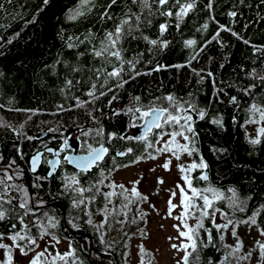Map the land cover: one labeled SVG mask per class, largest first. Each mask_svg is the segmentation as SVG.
Masks as SVG:
<instances>
[{
  "label": "snow or ice",
  "instance_id": "obj_1",
  "mask_svg": "<svg viewBox=\"0 0 264 264\" xmlns=\"http://www.w3.org/2000/svg\"><path fill=\"white\" fill-rule=\"evenodd\" d=\"M260 2L264 4V0ZM11 3L12 0H0V13H3L5 18L11 16L15 19L21 14L14 10L9 13L6 4ZM43 3L46 5L48 0H43ZM244 4L245 0H239L240 6ZM167 5L168 0H120L118 5L120 12L114 13L112 9L117 6V0H107L106 3H99L98 0H77L76 5L69 9L67 15L69 21L87 19L95 14L101 25L112 22V26L103 28L99 35L89 27L82 34L83 39L80 36H68L66 46L69 49L84 44L87 47L85 51L76 53L75 63L69 65L68 61H64L68 75L64 77L63 84L58 89L64 102L57 103L54 106L55 112L49 114L59 116L70 113L71 115H68L67 121L63 122L59 119L54 122H41L49 125L46 130L52 134L51 138L60 142L58 148L54 149L42 141L43 151L36 150L30 156L27 163L29 170L34 174L31 185L24 181L26 173L16 163L15 158L0 165V223H3L6 229L0 232V250H2L0 264H85L83 257L78 255L82 246L76 243L74 235H68L69 231L79 232L81 229L90 230L102 253L118 254L123 264H132L130 243L132 237L139 233L143 240L148 235L146 230L139 227L140 223H146L148 216L142 205L147 204L150 210H157L149 201L148 195L139 191L138 185L142 177L130 181L129 186L116 181L113 174L121 168L128 167V164L119 162L118 157H128L129 164L163 157L159 167L165 171H170L173 159L177 161L175 167L180 173L182 183L175 184V191L169 189L170 195L166 201L165 213L167 217L177 221L172 225L176 235L168 237L169 241H177L169 244L170 249L182 253L175 264H201L200 253L205 248L222 252L218 260L209 257L207 264H252L254 254L255 264H264V239L256 238L253 245L245 250L244 241L238 233V227L243 224L248 229H254L259 237L264 238V220H258V217L264 214V202L256 205L250 215L237 216V212H245L247 203L252 197L250 195L241 197L234 187L221 190L209 182L208 164L199 154L198 133L195 127V118L203 120L207 112L206 109L199 107L194 93H188L187 99L171 92L162 93L159 96H152L147 102L141 95L129 93L126 105L117 112H112L110 108L107 114H126L132 127H136V122H140L143 131L139 135L106 131L96 115L97 112L101 117L106 115L103 106L107 104L110 107L113 101H117L118 93L126 90L125 86L130 81L167 67L157 64L155 68L142 72L138 65L141 64L143 53H136L128 58L125 56L124 46L127 41L140 38L149 45V53L154 48L166 47L169 41L160 37H163L166 31L167 19L158 25L159 36L156 39L144 35L143 26L150 25L151 17L158 13L166 18L174 16L176 28L179 29L180 22L195 9L196 0H183V2L173 0L172 7ZM205 7L209 11V16L197 31L207 29L208 21L214 19L211 15L214 11L213 0H207ZM97 8L101 10L96 11ZM237 8L238 6L234 4L226 13L229 17V25L218 24L212 38L205 40L202 45L197 46L194 38L183 41V44L191 49L190 58L186 61L189 67L212 40H215L221 48L225 47V42L220 39V31L229 32L232 37L250 46L253 63L259 60L264 66V43L255 44L230 26L235 24V18H238V11L234 10ZM257 15H260L259 12ZM242 27L246 29L249 25L244 24ZM86 53L92 61L98 63L87 66V77L83 79L75 74L85 71L80 59ZM59 62L58 60L57 63ZM183 66L177 64L174 67ZM220 67L223 68L224 65L221 64ZM240 67L241 71L245 72V76L254 82L243 87L238 84L229 85L236 87L239 93L248 97V100L244 102L242 108L238 96L232 95L228 103L237 111H244L245 118L240 127L244 129L248 143L256 146L264 142V67L260 70L253 67L250 71H245L243 65ZM192 72L198 77L197 84H200L205 77L214 78L212 71L205 72L203 68L199 70L193 68ZM256 82H259V86ZM82 84L85 85L83 89L85 98L74 93V90H79ZM212 84L215 89L214 79ZM220 92H224V89L220 88ZM224 95L228 94L224 92ZM13 103V98L9 97L5 104H0V108L30 113L31 115L26 117L28 120L32 115L43 112L42 109L14 108ZM77 110H82L85 123L80 122L79 116L76 115ZM232 121L235 125L236 115H233ZM69 122L77 129V136L74 138L65 135L64 129ZM210 123L223 128V121L218 116L213 117ZM246 125L256 126L253 129L254 135H249ZM0 127L10 130L17 140L37 139L24 131L23 123L14 126L10 122L0 121ZM70 139L74 140L75 144H70ZM117 140L125 142L120 149L113 147ZM133 141L142 145L139 154L135 145L131 143ZM77 145L79 151L73 152L71 149ZM13 147L16 155L23 160L24 153L20 145L15 144ZM44 152L48 153L50 158H45ZM184 154L189 157L198 156L199 159L182 162L181 157ZM3 159V155H0V161ZM42 161L48 166L43 176L38 174V167ZM64 165H71L73 171L64 170ZM58 169L61 171L58 172ZM197 169L200 170L199 175L194 177L192 173ZM52 179L59 180L58 194L68 201L65 216L57 215L54 210L51 212L47 210L45 200L40 195L44 182ZM194 180L204 181L205 185L197 187ZM163 183V179L157 177V184ZM174 198L178 203L174 202ZM218 202L223 203L225 208L219 207ZM217 216L220 217L221 222H217ZM189 220H193L194 223L189 224ZM205 221L209 223L206 225ZM132 225H136V228L133 229ZM227 235L232 238V243L227 242ZM62 242L66 246L64 251L59 248ZM135 247L137 250L135 264H157L154 253L142 242L137 243ZM88 253L90 256L93 254L90 247ZM17 255L28 259L22 261L16 258ZM99 264H103V260H100Z\"/></svg>",
  "mask_w": 264,
  "mask_h": 264
},
{
  "label": "trees",
  "instance_id": "obj_2",
  "mask_svg": "<svg viewBox=\"0 0 264 264\" xmlns=\"http://www.w3.org/2000/svg\"><path fill=\"white\" fill-rule=\"evenodd\" d=\"M99 3H106L107 0H98ZM183 2V0H182ZM77 0H48L45 5L43 0H12L11 4H6L9 13L13 10L20 13L15 19L11 16L5 18L0 13V104H5L9 97L13 98V107L18 109H42L43 112L32 115L30 120L26 119L31 115L23 111H9L7 108H0V121L10 122L17 126L21 123L25 124L24 131L32 135L36 131L47 132L48 124H42V121H55L57 119L67 121L70 113H63L59 116H53L49 113L55 112V105L62 103L63 98L59 92V88L63 84L64 77L68 75V69L64 66V61H68L69 65L76 62V53L85 51L87 45H79L78 48L69 49L66 46L68 36L83 35L86 30L91 27L93 32L98 35L102 33L103 28H110L112 22L100 24L95 14L87 19L81 18L77 21H69L67 15L69 9L73 8ZM173 0H168V7H172ZM207 0H196V7L190 11L187 16L180 22V28H176L175 17H163L158 13L151 17V24L143 26V34L152 39L159 36L158 25L168 20L166 31L161 39L169 41L168 45L163 49L154 48L151 53L148 52L149 45L143 39L129 40L125 43V56L131 58L136 53H143L141 64L138 68L145 72L153 69L157 64L166 65L159 71H153L151 75H141L130 81L125 86L126 90H121L118 95L119 99L113 101L109 107L107 104L103 106L106 113L100 118L106 131H114L126 134L131 128L129 117L124 113L116 115L107 114L110 111L117 112L122 106L126 105L129 100V93L141 95L145 102L152 96H159L162 93H173L177 96L188 98V93H194L199 107L206 109V116L203 120L195 118V127L198 133L197 146L199 154L203 156L208 164L207 173L209 182L221 190L228 187H234L241 197L251 196L248 201L247 208L244 213L237 212L236 215L244 217L250 215L252 210L261 202H264V142L259 145L252 146L245 137V131L240 127L245 118L244 111H237L235 107L228 103V99L232 95H237L243 108L244 102L248 97L243 96L237 91L236 87H229L232 84H238L243 87L252 81L245 76V72L241 71V65L245 71H250L253 67L260 70L262 67L259 60L253 63L252 50L250 46L244 45L240 40L232 37L229 32L220 31V39L225 42V47L221 48L215 40L204 47L203 52L197 60H193L191 66L186 64L190 58L189 47L183 44L188 38H194L197 46L210 40L214 32L218 28V24L229 25V17L227 11L232 5H237L238 18L236 23L230 25L235 31L239 32L246 39H250L255 44L264 43V4L260 0H245L243 6L239 5V0H213L214 11L211 15L214 19L208 21V28L202 31L197 29L205 22L209 16V11L205 7ZM117 6L112 11L119 13ZM250 5V7H249ZM22 6V7H21ZM41 9L40 11H37ZM101 9L97 8L96 11ZM175 11V9H173ZM259 12V16L257 13ZM27 22V23H26ZM244 24H248V28H243ZM11 41L10 43L7 41ZM212 59L209 60L208 58ZM60 61L57 63V61ZM147 61H150L148 63ZM80 63L85 67L83 73L75 74L78 77L86 79L87 66L96 64L98 61H92L85 54L81 57ZM184 65L181 68L175 65ZM224 67L221 68L220 65ZM195 68L210 70L214 73V78L205 77V79L197 84L198 77L192 72ZM205 75V73H201ZM215 80L216 88H213L212 81ZM259 86V82H256ZM82 84L79 90H74L75 95L83 97ZM220 88L224 92H220ZM199 89V91H197ZM76 115L79 116L80 122L85 123L82 110H77ZM233 115H236L237 122L234 125L232 121ZM219 117L223 121V128L210 123L213 117ZM140 125V122H136ZM65 135L76 134V127L68 123L64 129ZM48 133V132H47ZM125 142L117 140L114 144L115 149H120ZM135 145L137 153L142 149V145L136 141L131 142ZM19 144L24 159L21 160L14 151V145ZM51 144V143H50ZM27 140H17L10 130L0 127V155L4 159L0 161V165L6 164L9 159L15 158L19 166L27 164V155L30 146ZM52 145V144H51ZM123 164H129L128 157L118 160ZM199 169L195 170L192 175H199ZM197 187H203L205 182L194 180ZM59 181L51 180L48 187H44L40 192L42 194H54L60 197L64 210L67 212L68 201L61 197L59 193ZM218 206L225 208L223 203L218 202ZM61 213V210H59ZM258 220H264V214L258 217ZM206 225L209 223L205 221ZM145 223H140L139 227L144 229ZM133 229L136 225L131 226ZM73 232L76 237V243L81 245L78 255L88 259L85 264H99L91 259L100 258L103 264H123L120 255H105L99 249L95 238L89 231L83 233ZM115 235V233H111ZM213 235L215 230L213 229ZM81 236V237H80ZM137 233L132 237L131 242ZM130 242V243H131ZM90 244V246H89ZM92 249V255L88 253V248ZM222 252L213 248H205L201 250V264H207L209 257L218 260Z\"/></svg>",
  "mask_w": 264,
  "mask_h": 264
},
{
  "label": "rangeland",
  "instance_id": "obj_3",
  "mask_svg": "<svg viewBox=\"0 0 264 264\" xmlns=\"http://www.w3.org/2000/svg\"><path fill=\"white\" fill-rule=\"evenodd\" d=\"M139 126V125H138ZM137 127V126H136ZM129 128L128 133L138 134V128ZM255 125H246L249 135H254L253 129ZM163 157H158L155 160L144 159L137 164H128V167L119 169L114 173V177L117 182L125 183L129 186V182L142 177L138 185L139 191L148 195L149 201L155 205L157 211H152L148 208L147 204L142 207L148 212L147 220L144 226V230L148 235L141 240L140 235L135 237L131 242V260L132 264H135L136 260V247L135 245L142 242L145 247L154 253L157 264H175V261L182 253H176L170 249L169 244L177 242L175 240L169 241V236H175L176 231L172 227L177 223L175 219L166 216V201L170 195L169 189L175 191V184L180 181V173L175 167L177 161L173 159L172 165H170V171H165L159 167ZM192 159H199L198 156L189 157L184 154L181 157L182 162H190ZM157 177H161L164 181L163 184H157ZM182 183V182H181ZM174 202L178 201L174 198ZM176 210H174L175 213ZM217 222L220 221V217L217 216ZM194 223L193 220H189V224ZM162 226V227H161ZM238 233L244 241L245 250L251 247L259 234L254 229H248L245 225L238 227ZM250 233V234H249ZM228 243H232L230 235L226 236ZM256 255L254 254L252 264H255Z\"/></svg>",
  "mask_w": 264,
  "mask_h": 264
},
{
  "label": "flooded vegetation",
  "instance_id": "obj_4",
  "mask_svg": "<svg viewBox=\"0 0 264 264\" xmlns=\"http://www.w3.org/2000/svg\"><path fill=\"white\" fill-rule=\"evenodd\" d=\"M136 128H138V134L137 135H139L140 133H141V130L143 129V127H142V125L140 124L139 126H137ZM33 134V136L34 137H37V139H34V140H32V141H28L29 143H33V145L32 146H30L29 148H27L28 150H30V152L28 151V155H27V161L29 160V158H30V156L32 155V154H34V152L36 151V150H40V151H43V148H42V146H41V142L43 141V143L44 144H47L49 147H53L54 149L55 148H58V144H59V140L58 139H52L51 138V136H52V134H50V133H47V132H44V131H36V132H34V133H32ZM126 134H129L128 132L126 133ZM131 134V133H130ZM68 137H70V138H74V137H76L77 135L76 134H68L67 135ZM52 145H51V144ZM70 144H75V141L74 140H71L70 139ZM73 152H78L79 151V147H78V145L77 146H75V147H73L72 149H71ZM64 154H67V153H64ZM44 157L45 158H50V156H49V154L48 153H46V152H44ZM125 157H122V158H120V157H118L117 159L118 160H123ZM24 171H25V173H26V175L24 176V181L30 186L31 185V182H32V180H33V178H34V174L29 170V164L27 163V164H25L24 166H20ZM47 169H48V166H47V164L46 163H44L43 161L40 163V165H39V167H38V174L39 175H45L46 174V172H47ZM64 170H66V171H69V172H71V171H73V168L71 167V166H69V165H64ZM58 172H60L61 171V169H58L57 170ZM55 181H59L58 179H55ZM51 183V180L50 181H45L44 182V186H43V188L46 186V187H48L47 185L48 184H50ZM41 191V190H40ZM40 195H41V197L45 200V207H46V209L47 210H49L50 212L51 211H55V213L57 214V215H61V216H65L66 215V211L64 210V208H65V206H63V203H62V201L59 199L60 197H58V195H54V194H42L41 192H40ZM64 198V197H63ZM67 200V199H66ZM59 210H61V213H59ZM38 215H39V213H37ZM6 229H5V225L3 224V223H0V232H3V231H5ZM80 232V231H79ZM84 232V230L82 229V232L81 233H83ZM68 235H70V236H72V235H74L73 234V232H71V231H69L68 232ZM81 237V236H80ZM76 238V237H75ZM5 242H7V241H5ZM89 246H90V244H89ZM65 244H64V242H62L60 245H59V248H60V250L61 251H64L65 250ZM0 251H2V250H0ZM17 259H20V260H22V261H26L27 259H28V257H20V256H18L17 255V257H16ZM84 259V261L86 262L88 259H86V258H83ZM92 261H96V262H99L100 261V258H93V259H91Z\"/></svg>",
  "mask_w": 264,
  "mask_h": 264
},
{
  "label": "water",
  "instance_id": "obj_5",
  "mask_svg": "<svg viewBox=\"0 0 264 264\" xmlns=\"http://www.w3.org/2000/svg\"><path fill=\"white\" fill-rule=\"evenodd\" d=\"M143 131V129L141 130V132ZM69 166H71V165H69ZM72 167V166H71ZM208 174V173H207ZM204 182V181H203Z\"/></svg>",
  "mask_w": 264,
  "mask_h": 264
}]
</instances>
